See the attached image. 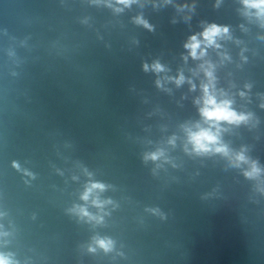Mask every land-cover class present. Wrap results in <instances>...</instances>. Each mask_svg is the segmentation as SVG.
<instances>
[{
  "label": "clouds",
  "instance_id": "1",
  "mask_svg": "<svg viewBox=\"0 0 264 264\" xmlns=\"http://www.w3.org/2000/svg\"><path fill=\"white\" fill-rule=\"evenodd\" d=\"M122 2H126V0H122ZM260 3L264 4V0H260ZM223 31L227 32V29L225 28V29H223ZM220 32H221V29L218 28L217 26L213 25V26H211V28L206 30L203 35H204L205 39L207 41H209V43H211L213 37L216 36ZM192 41L193 42L190 45H187V47H190L192 49V55L195 56L196 55V49L199 47V43L196 41L195 36L192 37ZM155 67L157 69H159V65H156ZM205 92H207V88H205ZM205 103L207 105L212 106L211 108L206 107L203 110L204 116L209 120H217V121L227 120L229 122H233V121L238 122V121L245 119V117L237 116L236 113L229 110L227 103H224L222 105H217L215 100L212 99L211 97H209L205 101ZM193 140L199 149L207 150L205 142L213 143V142H215L216 137L208 131H202V132L194 135ZM217 151H221V149H217ZM241 159H242V157H241ZM0 264H6V261L3 258H0Z\"/></svg>",
  "mask_w": 264,
  "mask_h": 264
}]
</instances>
